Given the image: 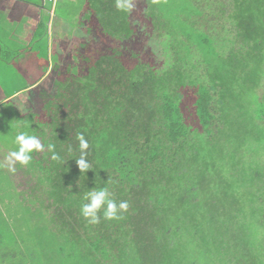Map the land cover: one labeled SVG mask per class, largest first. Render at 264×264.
<instances>
[{
  "label": "trees",
  "instance_id": "1",
  "mask_svg": "<svg viewBox=\"0 0 264 264\" xmlns=\"http://www.w3.org/2000/svg\"><path fill=\"white\" fill-rule=\"evenodd\" d=\"M211 1L214 5L207 11L204 3L210 6ZM174 2L151 0L144 7L145 15L155 13L143 21V35L132 26L136 22L126 11L104 13L97 28L100 39L91 42L82 40L88 34L80 36L86 69L80 67L87 71L78 76L79 81L83 77L80 92L69 86L64 97L61 92L54 93L47 103L30 111L31 121L24 120L28 112L20 113L28 110L26 103H15L17 107L11 109L16 117L5 135L11 136L8 144L13 145L18 131H28L40 138L45 148L33 152L30 163L12 173L16 181L24 182V188L11 184L6 175L0 177L4 181L0 184V264H143L144 256L155 264L161 251L151 244V234L156 239L176 238L173 229L181 223L183 203L172 217L164 213L162 205L176 197L182 202L195 187L168 184V180L190 168L189 147L198 141L197 128L211 134L220 122L212 103L220 98V92L214 86L229 88L234 73L238 79L250 71L260 74L261 82L246 96L250 106L264 103V0ZM106 20L111 26H104ZM83 28L90 31V26ZM37 29L36 38L41 42L47 38V26ZM140 48L147 51V58L130 70L125 66V76L118 83L101 87L104 78L113 75V68H120L112 60ZM254 49L260 54L255 56ZM259 57H263V66L255 60ZM161 59L163 64L158 62ZM46 71L28 86L43 79ZM94 71L96 91L90 84ZM66 73L74 76L70 70ZM190 74L189 81L202 77V83L189 82ZM173 75L187 80L175 79L177 83L171 87ZM158 79L165 82L159 84ZM73 83L70 80L69 84ZM241 96L229 102L238 103ZM259 110L255 124L263 138L264 110ZM79 133L89 142L86 158L90 169L85 173H80L74 160L80 155ZM48 143L55 145L58 160L51 159ZM99 187H107L117 203L128 202L122 219L105 220L101 210L100 222L93 225L81 215L84 194ZM205 235L197 233L195 237ZM182 250L176 248L175 262L182 259ZM260 251L261 256L255 248L258 258L240 256L236 264H264V248ZM189 262L196 264L191 256Z\"/></svg>",
  "mask_w": 264,
  "mask_h": 264
},
{
  "label": "rangeland",
  "instance_id": "2",
  "mask_svg": "<svg viewBox=\"0 0 264 264\" xmlns=\"http://www.w3.org/2000/svg\"><path fill=\"white\" fill-rule=\"evenodd\" d=\"M19 1L22 3L19 4ZM27 1H32L33 9H37L35 4L40 6L38 18L34 11L32 16V9L26 8ZM150 1L130 0V10L124 9L128 17L135 20L136 23L132 26L138 27L140 35L144 34L143 21L154 17L155 12L151 16L150 13L144 14V7L149 5ZM154 1L157 0H152ZM174 1L172 0L173 4H175ZM43 2L45 7L42 9ZM51 2L52 0H0V48L2 49L0 53V99L2 100L0 101V163L4 162L9 148L13 147L8 144L11 136H7V139L5 135L9 134L13 118L16 117L11 112L12 108L17 107L15 103H26L28 110L20 111V113L28 112L29 116L24 120L31 121L30 111L38 109L39 103H47L48 98L54 93L61 92L64 97L69 94L67 92L69 86L79 93L82 89L83 77L79 81L78 76H81L84 71L85 74L87 73L80 67L84 66L86 69L80 36L88 34L86 38L82 36L84 37L82 40L96 42L102 37L97 30L100 28L98 22L104 21H100L105 16L104 13L118 9L116 0H112V5L109 4V0H54V4ZM17 3L19 9L14 17L10 6ZM182 4L186 6L187 1H183ZM211 4L214 5V2L211 1L210 6L208 2L204 3L207 11L211 9ZM29 16L33 18L32 26L35 27V22L41 27L46 24L49 26L47 56L46 37L41 42L34 38V43H30L31 51L28 41L24 39L27 36L25 31L29 24ZM176 18L178 23L181 15L178 14ZM89 26L90 31H83L86 29L83 27ZM104 26H111L109 20H106ZM57 31L61 34L53 35ZM262 31L264 32V27ZM38 33L39 29H35V34ZM54 39L58 41L54 42ZM254 52L255 56L260 54L259 49H254ZM144 58H147V51L142 48L131 51L127 55L124 52L116 56L112 62L119 63L120 68H113V75L105 77L101 87L118 83L125 76V66L130 70L133 64ZM262 59L263 57H259L255 60L263 66ZM126 61L129 64L126 65ZM158 62L163 64V59ZM77 68L78 71H76ZM46 69L43 79L29 87L28 85ZM66 70H70L74 76L70 74L68 77ZM233 77L229 88L221 90V87L214 86L220 92V98L216 92L217 100L212 102L216 104L220 122L215 129H212L211 134H207L201 127L197 128L200 134L198 141L189 147L192 150L191 156L188 157L190 168L178 173L177 178L168 180V184H187L195 188L186 193L182 202L176 197L170 198L168 205H162L164 213L168 212L172 217V213L174 215L177 207L183 203L184 213L181 216L179 228L173 229V235L176 237L173 241L163 237L156 239L155 235L151 234V244L156 251H161V256L155 259V264H173V261H176L175 250L180 247L183 248L180 252L182 259L174 264H190V256L194 257L196 264H236L240 256L247 257L248 260L258 258L255 248L258 249L259 256L262 255L260 250L264 248V137L262 138L263 132H259L260 129H257L255 123L260 119L259 109L264 110V103L250 106L246 96L248 95L246 93H251L254 86L261 82V76L250 71L239 79L236 73ZM190 78L191 74L187 77L188 81ZM222 78L219 77V80ZM72 79L76 83L70 85ZM175 79L187 80L179 75H173L169 81L171 87L177 83ZM202 80L201 77L191 81L202 83ZM90 81L91 87L96 91L95 71L92 72ZM54 82L59 85L58 88H53L54 84L51 83ZM158 82L162 84L165 81L158 79ZM222 84H226L224 79ZM24 86L28 87L18 91ZM185 92L187 93L188 89ZM240 93L242 96L238 103H232V100L229 102L230 98H238ZM18 95L21 97H17ZM262 99L264 100V96ZM230 106L233 108L229 109ZM15 167L19 169L24 166L17 164ZM2 175L8 176L11 184L16 185L17 188L25 187L24 182L16 181L7 168H0V177ZM0 184H4L1 179ZM178 187L176 186V189ZM13 188L16 189V187ZM197 233L206 235L195 237ZM144 258L146 261H142L143 264H152L151 259L149 260L146 256Z\"/></svg>",
  "mask_w": 264,
  "mask_h": 264
},
{
  "label": "clouds",
  "instance_id": "3",
  "mask_svg": "<svg viewBox=\"0 0 264 264\" xmlns=\"http://www.w3.org/2000/svg\"><path fill=\"white\" fill-rule=\"evenodd\" d=\"M116 7L118 9L130 10V0H116ZM27 127V125L25 126ZM79 157L74 159L78 166L80 173H85L90 169V164L87 161V149L89 142L83 133L77 134ZM13 147L9 148L7 155L4 157V162L0 163V168H7V171L14 173L16 165L27 166L32 160L33 152H41L44 150L45 145L41 139L36 135L30 134L28 131H18L12 141ZM47 151L51 153L52 160H58L59 156L55 152V145L52 143L47 144ZM83 200L86 201L80 208L81 215L90 224H98L100 222V215L105 220H119L122 219V213L127 212L129 208L128 202L120 201L117 203L111 198V194L107 187L92 188L87 191Z\"/></svg>",
  "mask_w": 264,
  "mask_h": 264
},
{
  "label": "crops",
  "instance_id": "4",
  "mask_svg": "<svg viewBox=\"0 0 264 264\" xmlns=\"http://www.w3.org/2000/svg\"><path fill=\"white\" fill-rule=\"evenodd\" d=\"M22 3V1H19V4H21ZM27 3V6H26V8H29L28 10H31L32 9V16H33V14L35 13V15H37V18H38V14H39V10L41 9L40 8V6L39 5H37V4H35L36 6H35V8H37V9H33V7H34V5H33V3H32V1H27L26 2ZM44 3L45 2H43V4H42V9L45 7L44 6ZM51 3H53L54 4V0H52V2ZM18 3L17 4H11V10H13V16L15 17L16 16V14H15V12L17 11V9H19L18 8V5H19ZM13 7V8H12ZM36 10V11H35ZM33 11H34V13H33ZM15 14V15H14ZM34 15V16H35ZM32 17H30L29 16V24H28V26L26 27L27 29H26V31H25V33H26V35L27 36H25L24 37V39L25 40H27L28 41V43H29V45L28 46H30V43L31 44H33L34 43V38H35V40L37 41V40H39L40 39V37L39 38H36V34H35V29H37L38 28V23L37 22H35L36 24H35V27H34V25L32 26V21H33V18L31 19ZM49 19V18H48ZM49 21V20H48ZM48 23V22H47ZM46 26H47V36H48V38H49V34H50V32H49V26H48V24H46ZM30 51H31V49H30ZM2 52V49L0 48V53ZM17 93V92H16ZM7 97V96H6ZM0 101H2L1 99H0Z\"/></svg>",
  "mask_w": 264,
  "mask_h": 264
}]
</instances>
